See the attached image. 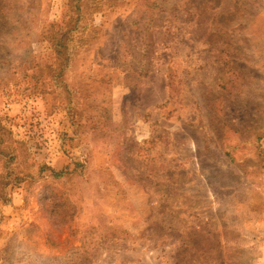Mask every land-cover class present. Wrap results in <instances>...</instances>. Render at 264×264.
<instances>
[{"label": "rangeland", "instance_id": "374dc122", "mask_svg": "<svg viewBox=\"0 0 264 264\" xmlns=\"http://www.w3.org/2000/svg\"><path fill=\"white\" fill-rule=\"evenodd\" d=\"M66 4L0 0V264H264V0L88 14L70 104L20 69Z\"/></svg>", "mask_w": 264, "mask_h": 264}, {"label": "trees", "instance_id": "16d2710c", "mask_svg": "<svg viewBox=\"0 0 264 264\" xmlns=\"http://www.w3.org/2000/svg\"><path fill=\"white\" fill-rule=\"evenodd\" d=\"M115 5L116 0H67V4L65 5L67 7L66 13L60 19L49 22L41 34L40 41H44L47 44V47L53 55V60L45 64H39L34 60V56L29 54V58L31 57L32 60L29 59L30 61L27 60L24 66H20V69L24 70L27 76L29 75L28 73L31 72L29 78L33 81L34 87L40 83L43 84L44 81L42 77H45L51 87L55 85V87L59 89L58 95L61 97L63 96L62 98L66 103H73V92L61 81V77L62 73L69 68L72 63V59L75 57V51L85 44L86 40L84 33L88 27L87 24H84L83 20L88 14L93 15L99 13L102 15L106 11H111L115 8ZM4 27H6L5 22H0V29ZM45 70H47V76L43 74ZM80 100L81 99L78 98V102ZM81 104L83 105V103ZM89 108L90 107H88L87 110H89ZM65 109L69 110L74 125L75 119L78 118L76 111L74 108L70 107ZM78 126H80V124L75 125L76 128ZM262 135L263 130L262 132H258L256 140H259ZM13 160L14 154L12 149L8 145H5L0 137V162L4 164L3 168L6 169V173L0 176V199H4L3 201H6L4 198L5 196H3L5 189L11 183L20 180L18 177L14 179L10 178L12 171L8 169V164L12 163ZM62 173L63 171L54 172L51 170V174L54 177H58Z\"/></svg>", "mask_w": 264, "mask_h": 264}]
</instances>
